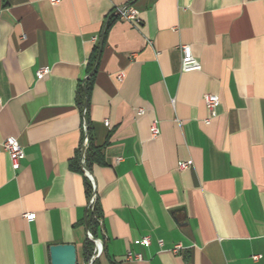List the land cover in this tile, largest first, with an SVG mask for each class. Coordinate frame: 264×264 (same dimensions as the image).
I'll use <instances>...</instances> for the list:
<instances>
[{
  "label": "crops",
  "instance_id": "crops-1",
  "mask_svg": "<svg viewBox=\"0 0 264 264\" xmlns=\"http://www.w3.org/2000/svg\"><path fill=\"white\" fill-rule=\"evenodd\" d=\"M126 5L139 26L113 16ZM181 45L200 71L182 72ZM0 99V142L25 152L0 161V264H52L57 245L87 264L88 233L95 264H264V0H0ZM85 114L105 160L91 172Z\"/></svg>",
  "mask_w": 264,
  "mask_h": 264
},
{
  "label": "built area",
  "instance_id": "built-area-1",
  "mask_svg": "<svg viewBox=\"0 0 264 264\" xmlns=\"http://www.w3.org/2000/svg\"><path fill=\"white\" fill-rule=\"evenodd\" d=\"M57 1L58 0H51L52 3H56ZM113 16L119 17L120 19L130 22L131 24L135 26H139L141 23L138 11L131 5H126V6L115 9V11L113 12ZM180 52L182 55V72L189 73L193 71H200L202 69L200 62L193 55L192 49L189 45H181ZM49 73H50V70L48 68H42L37 72V77L39 79H42ZM123 78L124 76L122 74L119 75L120 80H123ZM203 101L210 113L209 118L206 119L205 121V123L209 125L211 121L217 116V108L220 105V99L217 95L205 94L203 97ZM0 106H2L1 99H0ZM138 114L143 115L144 110L143 109L138 110ZM105 125L109 126L110 125L109 121H107ZM151 135L154 139L160 135V128L158 125V121H154L152 123ZM84 145L86 146L88 145V137L85 138ZM4 153L9 155L12 166L15 169L20 166L21 161L25 158L24 149L21 147V145L19 144L18 140L15 137H8L4 141L0 142V161ZM121 160L122 159H118V162H120ZM190 164H191L190 162H180L179 168L181 170H187L190 167ZM87 175L89 176L88 173ZM89 178L92 181V178L90 176ZM96 202H97V193H96L95 187H93V192L88 202V209L91 211L94 210ZM24 217L30 223L35 220L34 213H26ZM88 237L90 240L94 242L95 246H94L93 254L88 259L87 264H95V261L97 260V258L103 251L102 244L99 240L94 239L91 233H88ZM150 243H151L150 237H144L140 241V244L144 247L149 246ZM163 245H164L163 241H159V246L162 247ZM186 250L187 248L183 244L179 243V244L174 245L171 252L174 255H180L184 253ZM253 258L255 260H258L259 256H254ZM127 259L141 261L142 256L139 254L128 253Z\"/></svg>",
  "mask_w": 264,
  "mask_h": 264
},
{
  "label": "trees",
  "instance_id": "trees-1",
  "mask_svg": "<svg viewBox=\"0 0 264 264\" xmlns=\"http://www.w3.org/2000/svg\"><path fill=\"white\" fill-rule=\"evenodd\" d=\"M97 55H98V48L95 49V53L91 58L90 64H89V74H92L94 72V69L97 64ZM90 80H87L83 92L80 95L79 98V105L81 107V110L84 111V105L87 103L88 106V99L90 96V92L92 89V84L90 83ZM87 110V107L85 111ZM87 114H85L86 116ZM86 122H87V134H88V145L85 151V165L84 168L89 170L91 172L94 165H104V153H103V147H97L95 146L92 137H91V125L89 122L88 117L86 116ZM78 171L83 173V169L81 167H78ZM93 189L92 186L89 184V197L92 195ZM98 200V199H97ZM101 219L100 209L98 207V201L96 202V205L94 207V210L90 212L89 215V225L94 224L97 226Z\"/></svg>",
  "mask_w": 264,
  "mask_h": 264
},
{
  "label": "water",
  "instance_id": "water-1",
  "mask_svg": "<svg viewBox=\"0 0 264 264\" xmlns=\"http://www.w3.org/2000/svg\"><path fill=\"white\" fill-rule=\"evenodd\" d=\"M87 107V103L84 105V110ZM86 137L88 134L86 133ZM87 146L83 145L82 154L86 151ZM86 169V168H85ZM87 170V169H86ZM51 251V263L52 264H78L77 251L73 245H57L50 249Z\"/></svg>",
  "mask_w": 264,
  "mask_h": 264
}]
</instances>
